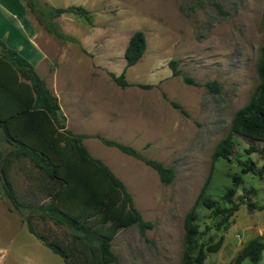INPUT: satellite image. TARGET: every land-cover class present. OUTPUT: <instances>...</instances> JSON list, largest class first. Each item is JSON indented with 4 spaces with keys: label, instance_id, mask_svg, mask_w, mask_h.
I'll list each match as a JSON object with an SVG mask.
<instances>
[{
    "label": "rangeland",
    "instance_id": "obj_1",
    "mask_svg": "<svg viewBox=\"0 0 264 264\" xmlns=\"http://www.w3.org/2000/svg\"><path fill=\"white\" fill-rule=\"evenodd\" d=\"M28 1L36 8L80 5L88 11L85 17L64 13L53 18L56 31L65 36L59 38L29 9L36 23L35 42L47 55L38 65L40 75L63 108L84 112L81 119L72 116L68 129L99 131L87 135V147L94 153L90 154L115 171L142 218L152 223L143 235L136 225L121 228L111 240L117 262L110 264H183L184 218L193 209L200 243L222 238L219 249L207 252L203 264H234L235 255L249 240L264 239V207L250 210L241 203L217 228L219 217L196 206L207 181L205 193L228 206L221 197L235 175L242 181L234 200L246 198L257 207L264 205L262 153H246L248 142L236 136L229 159L212 158L216 145L230 132L235 112L249 101L259 83L256 62L264 44V0ZM136 30L145 35V51L125 68L124 50ZM171 60L176 61L178 76L172 75ZM123 70L128 83L124 87L110 75L118 76ZM183 76L194 83H186ZM211 81L217 91L206 87ZM96 135L128 144L144 157L172 167V181L162 183L153 168L103 144ZM255 146L264 150L263 143ZM241 162L253 163L254 171L243 173ZM38 174L27 159L13 160L10 177L21 198H42L32 186ZM1 198L8 208L7 199ZM11 212L15 222H23L16 211ZM2 223L0 214V264H7L9 258L1 249L6 245ZM34 227L63 245L71 240L67 228L51 221L36 219ZM43 248L50 264H64L58 254ZM241 264L252 263L244 259ZM257 264H264V249Z\"/></svg>",
    "mask_w": 264,
    "mask_h": 264
},
{
    "label": "trees",
    "instance_id": "obj_2",
    "mask_svg": "<svg viewBox=\"0 0 264 264\" xmlns=\"http://www.w3.org/2000/svg\"><path fill=\"white\" fill-rule=\"evenodd\" d=\"M25 3L37 21L59 38L65 36L56 31L53 18L64 13L84 17L88 14L87 9L80 5L36 8L28 0ZM262 26L264 28V15ZM145 47L144 33L141 30L134 31L124 50L125 68L140 59ZM169 67L173 76L179 75L176 61H169ZM124 71L118 76L110 73L112 79L122 87L128 85L124 79ZM256 73L259 83L249 101L235 112L230 132L216 145L213 160L230 158L236 136L248 142L246 153L258 151L264 156V150L255 146V143L264 144V44L259 49ZM183 80L194 83L187 76H183ZM205 85L209 90H218L214 81ZM139 86L151 87L148 84ZM171 104L186 114L178 103ZM84 137L87 135L74 133L65 127L57 96L47 87L34 66L0 39V196L7 199L9 210L20 215L28 231L58 254L64 264L116 263L117 256L111 249V240L116 233L121 228L136 225L139 233L143 235L146 229L152 227V223L142 218L123 181L101 159L90 154L83 144ZM96 137L103 144L114 146L143 161L155 170L162 183L168 184L172 181V167L144 157L128 144L100 135ZM4 145H8L9 149L5 150ZM21 158L27 159L39 172L34 177L32 186L41 193L42 198L31 199L27 195L21 198L17 194L10 177V167L14 159ZM240 164L243 173L254 171L253 163ZM241 181L240 175L233 176L232 185L224 190L221 199L228 204L226 207L205 193L208 181L201 190L196 206L209 209L213 216L219 217L215 224L217 228L228 221L241 203H245L250 210L264 207H257L246 198L234 200L235 188ZM29 192L33 197V193ZM36 219L42 222L51 221L57 226L67 228L71 240L63 245L48 239L35 229ZM196 220L195 209L184 218L183 264H203L207 252L217 251L222 242L220 237L214 243H200ZM263 249V238L249 240L235 255L234 264H241L244 259L257 264Z\"/></svg>",
    "mask_w": 264,
    "mask_h": 264
},
{
    "label": "crops",
    "instance_id": "obj_3",
    "mask_svg": "<svg viewBox=\"0 0 264 264\" xmlns=\"http://www.w3.org/2000/svg\"><path fill=\"white\" fill-rule=\"evenodd\" d=\"M35 25L36 23L30 16L29 8L27 7L25 0H0V39H2L9 47L16 49L23 57H25L34 66L35 70L40 75L38 65L46 59L47 55L37 46L35 42ZM40 77L45 81V79L41 75ZM45 83L51 90L46 81ZM52 93L55 94L58 98L59 106L62 111L61 113L64 116L65 126L67 128L72 116H74V118H82V115H84V112L82 110H78L76 108L74 109L70 106H66V108H63L57 93ZM69 128L74 133L86 135L92 134L90 132H93V134L99 132L97 131V129H82L80 131H77L72 127ZM88 139V137H84L82 140L87 149L88 147L86 142L88 141ZM89 152L91 154L93 153L90 150ZM109 168L114 171L111 167ZM0 214L3 218V234H1V237L5 238L4 241L6 242L5 247L2 246L3 248L1 249H3L2 254L9 258L7 264L51 263L50 260H48L50 257L43 256V247L45 245L41 240H39L28 231L26 225L23 222H21L20 220H17V222H15V219L12 218L14 216L13 212L8 210L5 203H3L1 196Z\"/></svg>",
    "mask_w": 264,
    "mask_h": 264
}]
</instances>
